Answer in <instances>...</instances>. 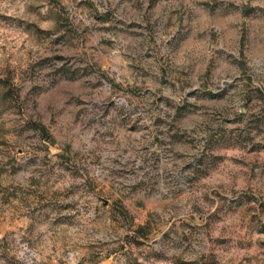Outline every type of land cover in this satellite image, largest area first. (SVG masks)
Returning <instances> with one entry per match:
<instances>
[{
  "label": "rangeland",
  "instance_id": "1",
  "mask_svg": "<svg viewBox=\"0 0 264 264\" xmlns=\"http://www.w3.org/2000/svg\"><path fill=\"white\" fill-rule=\"evenodd\" d=\"M0 264H264V0H0Z\"/></svg>",
  "mask_w": 264,
  "mask_h": 264
}]
</instances>
